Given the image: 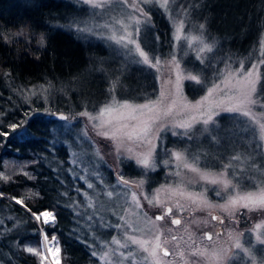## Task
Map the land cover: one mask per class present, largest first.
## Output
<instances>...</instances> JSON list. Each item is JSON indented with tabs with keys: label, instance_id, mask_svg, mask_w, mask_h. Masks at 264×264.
<instances>
[{
	"label": "trees",
	"instance_id": "16d2710c",
	"mask_svg": "<svg viewBox=\"0 0 264 264\" xmlns=\"http://www.w3.org/2000/svg\"><path fill=\"white\" fill-rule=\"evenodd\" d=\"M178 1L184 7L189 3L201 5L189 8V12L192 22L205 24L206 39L216 42L206 64L228 61L229 57L244 59L245 64L264 58L258 50L264 34V0ZM83 14L71 0H0V131L9 133L7 138L0 136V173L11 177L8 181L0 180V192L4 194L0 197V264H40V257L24 251L28 246L39 251L40 225L48 236L55 234L58 238L59 264H82L93 258L83 239L77 240L75 221L68 208L71 176L75 177V164L67 159L74 126H63L58 115L62 113L72 120L76 110L97 106L110 94V84L117 77L120 84L115 95L119 97L144 99L155 87L151 72L144 66V70L130 66L129 74L126 71L121 75L123 67L120 69L121 65L114 60L108 62L106 46L82 38L67 27L69 21ZM153 21L161 39L157 21L165 32L167 24L156 13ZM222 63H215L214 67ZM182 64L194 73L203 67L190 57H184ZM260 73L264 85V65L260 66ZM211 74V70L205 71L204 78ZM41 86L49 88L44 95L40 94ZM205 87L193 81L183 83L188 97L202 93ZM121 90L129 91L117 92ZM134 92L139 95H133ZM24 96L31 99L25 102ZM223 117L220 115L217 120ZM22 122L25 123L20 128ZM14 123L18 125L16 130L10 127ZM169 136L165 146L183 149L185 140ZM223 160L228 163L226 159L219 163ZM25 173L35 179H29ZM12 197L24 199V205L16 204ZM44 209L56 216L55 227L33 219L32 212Z\"/></svg>",
	"mask_w": 264,
	"mask_h": 264
},
{
	"label": "rangeland",
	"instance_id": "374dc122",
	"mask_svg": "<svg viewBox=\"0 0 264 264\" xmlns=\"http://www.w3.org/2000/svg\"><path fill=\"white\" fill-rule=\"evenodd\" d=\"M71 1L74 2L84 14L82 16H76L75 19L69 21L71 27H67L82 38L101 42L109 51L107 58L108 62L113 60L118 62L121 65V69L123 67V57L115 55L113 52V48L115 47L114 44L106 39L98 38L92 35V33L86 31L80 32L79 29L92 28L93 32L103 31L106 35H110L112 31L119 33L121 31L120 26L113 22V18L120 19L127 16L129 13L139 17L140 13L138 11L133 12L130 7L120 3L119 0H112V3L107 6V9L95 10L83 4L82 0ZM131 3L132 0H128V4L130 5ZM181 5L182 4L176 0L172 8H174L176 12H180ZM140 7L145 8V11L149 13L152 25H154L153 13L161 15L167 24V31L165 32L164 26L157 21V25L160 27L159 30L162 32V38L159 44H157L155 40L156 35H158L154 28L155 26L149 27L140 38L142 41L141 47L144 48L145 51L151 49L153 52L160 55L164 63L161 65L159 72H157L155 68L149 69L144 66V68L151 72L155 82L154 89L146 98L134 100L115 95L116 101L123 102L124 100H128L135 104H143L146 102L147 98H151L153 101L159 100L161 93H164L162 107L172 104L173 100L175 101L173 115L165 119L164 122L166 123L188 120L190 116L198 115V110H185L183 105L185 103L196 104L197 101H202L204 109L215 110L220 112V115H224L222 120L218 121L220 124L218 132L220 143L217 144L212 140V135L204 131L203 124L196 123L193 128L195 138L193 140H188L186 137L177 136V138L186 141L183 149L166 146L169 149L168 156H164L161 153L158 159H170L169 165L164 166L160 163L155 172L149 173L151 179L143 185V188H139L136 187V183L141 179L140 172L142 169L137 168L135 159L128 161L124 165H118L117 161L119 156L126 157L130 155L127 153L126 148H132L134 153H144L147 151V146L145 144H138L123 139L124 147L121 148L118 154L116 145L120 143V140L113 141L98 136L96 134V129L93 128V124L97 123V121L89 122L86 117L76 115L85 110L91 112L93 115L98 114L101 106L112 98L111 95L109 94L95 107H82L76 110L72 120H67L62 123L65 127L74 126V132L72 133L73 144L71 145V151L67 157L71 164H75V177L71 176L72 180L69 186L72 190V196L68 208L71 210L73 221H75V227H73L75 236L77 240L83 239L82 241L90 256H92L91 253L93 250L97 251L98 254H102L106 251L110 253L109 257L105 260H101L99 255L92 256V259L82 264H133V260L135 264H153L149 254L142 251L137 245H132L130 241L127 240V237L132 236L138 239L151 240L154 237L157 227L163 230L164 234L162 240L167 239L169 241L167 244L163 245L169 252L168 256L165 257L162 251L159 249L157 250V255L161 264H264V244H261L257 239L258 236L264 239V228H256V225H264V210H256L253 212L241 210L243 214L240 215L238 221L234 222L227 214L223 213L218 208L207 209L201 207L199 210L193 211L196 206L191 204L189 200L179 196H172L171 193L167 191L169 186L171 188H177V186H179V188L186 193H205L207 199L213 204L223 203L229 195L235 194L231 188L229 190H223L222 185L206 184V182L200 178L199 173L192 172L182 166L178 167L177 162L171 159L172 151L185 153L189 163H193L194 158L198 156L200 160L199 163L196 164V167L213 176L218 175L226 164L224 160L220 164V159H226L227 162H231L232 165L229 169V179L232 178V171H236L237 173L243 172L250 177V179L243 182L239 191H257L259 186L264 185V147L260 150H256L254 145L259 143L264 146V141L260 139V137L264 135V132H262L260 128V124H264V108H261L258 104L251 106L252 115L257 121L255 123L247 117L231 119L230 114L223 112L221 109L226 106H231V104L236 102L235 100L229 101L226 96L218 91L212 96H209L207 100H202V98L207 95L208 88L212 85V74L208 75L207 85L203 92L194 97H188L183 88L184 81L190 80H182V86L180 90L177 91L174 84L176 81V74L180 70H175V66L168 63V61L171 60L170 54L173 52V44L177 43L173 40V27L163 10L158 7H148L143 4H141ZM94 12H98L99 15L93 17ZM106 21L111 25L110 29L95 27V25L103 24ZM195 25L196 27L191 30L193 35L199 32L198 25L196 23ZM188 31L189 27L186 26L185 32ZM262 36H264V34H262L261 37ZM260 40L258 47L259 51ZM207 42L210 44L212 43L210 40H207ZM179 43L183 45L184 49L187 48L186 41L182 40ZM209 54H204L206 57L205 60L208 59L207 57ZM176 55L178 59H184V57L196 59L195 52H190L188 56H185L184 51L179 47L176 49ZM98 58L99 57H95L94 59L97 60ZM231 60L234 61L232 67L238 68L241 59L232 58ZM99 61L100 60H98V62ZM224 61L227 62L226 59ZM197 62L199 61L197 60ZM258 62L259 59H255L245 64V71L251 68L252 63ZM99 63V65H102L101 61ZM215 63L217 62L215 61L213 65ZM182 67H184L183 64ZM224 67L225 63L218 66V68L221 69ZM127 74H129L128 71ZM193 74L195 73L193 72ZM168 81H170V83H166ZM128 91L129 90H121L117 92L128 93ZM193 91L194 88L192 87L191 92ZM97 94H99V92H97ZM133 95L138 96L139 93L134 92ZM104 118L110 117L106 113ZM126 122L134 123L131 121ZM157 123H159V121H157ZM103 130L111 131V129ZM167 135L169 136L171 133L169 132L166 136ZM203 135L204 137L202 138L201 136ZM102 143H104L105 147L102 146ZM97 153H99V156ZM101 156L103 159L100 158ZM232 156H239L240 159L232 161ZM253 164H255V166H253ZM119 172L124 174L125 179L134 182L129 187L131 191L137 193L141 208H136L131 202L130 192L126 197L124 194V186L118 185L117 173ZM176 172L180 174L177 176L175 174ZM59 178L63 181L61 177ZM89 184H92L93 187L88 188ZM162 186L164 187L162 188ZM157 189H161V191L157 193ZM205 189H207L206 192ZM213 189L221 191L223 199L218 197ZM108 192L113 193L111 198L107 196ZM146 195L149 197L158 195L163 204L160 207H156L155 205L150 206L144 198ZM177 200L186 207V211L179 212L174 207ZM13 201H15V199H13ZM89 205H91V207H89ZM166 206L173 207V214L169 217H165L163 221H155V214H161ZM45 210L46 209L40 212ZM145 214L152 221H155L154 225L147 224L144 219ZM211 215L224 218V224L221 225L219 221H212ZM120 217H123V219ZM173 217L179 218L181 224L172 225L171 218ZM193 220H195L196 223H193ZM39 222H43V218ZM115 225H120L121 227L116 228ZM40 227L42 228L41 225ZM205 231L212 235L211 241L205 238ZM82 233L85 234L83 235L84 237H81ZM217 233L220 235L218 236ZM230 233L233 239L229 238ZM173 236L177 237V239L172 240ZM237 236L242 244L241 249H235L233 247L235 237ZM51 237V235L48 236L49 241H51ZM113 237L119 240L121 244H127L128 247H118L116 244L112 243ZM42 243L43 235L39 228V250H41ZM104 245H106V247H104ZM198 248L205 252V256L202 257L192 254ZM221 248L228 249V256L230 258L234 253L235 257L232 259H215L213 253ZM249 248L250 251L248 250ZM43 251L45 257L44 261L47 264H57V258L59 257H57L54 247L52 253H48L47 249ZM129 252L134 253V256L124 260L121 253L127 256ZM181 253H183V256L180 255Z\"/></svg>",
	"mask_w": 264,
	"mask_h": 264
},
{
	"label": "snow or ice",
	"instance_id": "6c2138e0",
	"mask_svg": "<svg viewBox=\"0 0 264 264\" xmlns=\"http://www.w3.org/2000/svg\"><path fill=\"white\" fill-rule=\"evenodd\" d=\"M119 2L127 7H130L133 12L138 11L140 16L137 17L129 13L127 16L120 19L113 18V22L120 26L121 31L119 33L112 31L110 35H106L103 31L93 32L92 28L79 29V31L92 33V35L101 39H106L115 45L113 52L116 56L123 57V68L121 69V75H124L130 66H137L138 70H144L142 66H146V68L149 69L155 68L157 72L160 71V67L164 63V60L160 55L156 54L151 49L145 51V49L141 47L142 41L140 39L149 27H154V25L151 23V16L145 11V8L140 7V5L143 4L148 7H158L164 11L166 16H168L169 22L173 27V40L177 42L176 44H173V52L170 54L171 60L168 61L169 64L175 66V70H180L176 74V81L174 84L175 89L177 91L180 90L182 86V80H190L198 85L206 86L207 79L204 78V73L207 70H211L213 74L211 78L212 85L208 88L207 95L203 97L202 100H207L209 96H212L218 91L226 96L229 101H236L235 103L231 104V106H226L221 109L223 112L230 114L231 119L247 117L254 123L257 122L255 117L252 115L251 106L258 104L261 108H264V85L261 84L262 77L260 73V66L264 65V58L260 59L258 63H252L251 68H248L246 71L244 60L239 61L238 68H233L232 64L234 61L231 60V57H229L227 62L223 60L217 61V63H225V67L223 69L214 67L211 61L206 64V57L204 54L213 52V48L216 47V42L214 41L211 44L207 42L205 38L206 28L204 23H200L198 25L199 32L197 34L193 35L191 33V30L195 28L196 25L190 19L192 13L189 12V8L201 7V5L198 3H189L188 7L181 5V11L176 12V10L172 8V5L176 3V0H132L130 5L128 4V0H119ZM82 3L90 6L94 10L107 9V6L112 3V0H82ZM96 15H99V13L94 12L93 17ZM186 26L189 27L188 32H185ZM69 27H71V24ZM95 27L110 29L111 25L106 21L103 24L95 25ZM18 35H22V33H18ZM155 40L157 44H159L160 36L156 35ZM182 40L187 42L186 49H184L183 45L179 43ZM40 44L41 47H43V37L41 38ZM178 47L184 51L185 56H188L190 52H195L196 60H198L200 64L203 65V67L200 68L195 74H193L192 70L188 69L187 67H182L183 58L178 59L176 55V49ZM260 51L261 54L264 55V36H262L260 40ZM5 75L8 74L5 73ZM166 83H170V81ZM119 84V77H117V79L110 84L108 91L112 98L103 106H101L98 114L93 115L91 112L85 110L77 113L76 115L80 117H86L89 122L97 121V123L93 124V128L96 129V134L98 136H102L105 139H111L113 141L120 140V143H117L116 145L118 154L120 153L121 148L124 147L123 139H127L128 141L136 142L138 144H145L147 146V151L144 153H134L132 148H126L127 153L130 155L126 157L119 156L117 161L118 165H124L128 161L135 159L137 168L142 169L140 172L141 179L138 183H136V187L143 188V185L151 179L149 173L155 172L160 163H162L164 166L169 165L170 159H158L161 153L164 156H168L169 154V149L165 146L167 133L170 132L173 137L180 136L186 137L188 140H193L195 138L193 133L194 125L196 123H201L204 125V131L212 135V140L217 144L220 143V139L218 138L220 124L216 119L220 116V112L204 109L202 101H197L196 104L185 103L183 105L185 110H198V115L190 116L188 120H180L178 122L171 121L166 123L164 122L165 119L172 117L173 115V106L175 105L174 100L172 104L162 107L164 93H161L159 100L153 101L151 98H147L146 102L143 104H135L128 100H124L123 102L116 101L115 89ZM258 85H260L259 88ZM49 87H51V85H49ZM41 88L43 89L40 93L41 95H44L49 91V88H43V86H41ZM32 95H37V93L33 92ZM45 98L47 97L45 96ZM30 99L31 97L24 96L25 102H28ZM106 113L110 118H104ZM52 114L56 115L55 113ZM0 115L3 114L0 113ZM58 119L67 121L70 118L61 113L58 115ZM126 121H131L134 123H129ZM157 121H159V123H157ZM24 123L25 122H22L19 127L23 128ZM10 127L12 130H16L18 125L14 123L10 125ZM260 128L262 132H264V124H260ZM103 129H111V131H106ZM0 136L7 138L9 133L0 131ZM260 139L264 141V135H262ZM262 147L264 146L259 143L254 145L256 150H260ZM97 155L99 156V153H97ZM100 158L103 159L102 156ZM171 159H174L177 162L178 167L182 166L183 168H186L192 172L199 173L200 178L204 180L206 184L222 185L223 190H229L231 188L232 191L235 192L234 195H229L223 203L213 204L207 199L205 193H186L185 191L181 190L179 186H177V188H171L170 186L167 188V191H169L172 196L182 197L189 200L191 204L195 205L196 207L193 209V211L199 210L201 207L207 209L218 208L223 213L227 214V216L230 217L232 221L236 222L238 221L240 215L243 214L241 210H246L247 212L264 210V185L259 186L258 190L255 192L239 191L243 182L250 179V177L243 172L237 173L236 171H232V178L229 179V169L232 167L231 162L225 164L224 168L218 175L213 176L210 173L203 172L201 169L196 167V164H198L200 160L198 156L194 158L193 163H189L185 153L172 151ZM239 159V156L231 157L232 161ZM253 166H255V164H253ZM175 174L178 176L180 173L176 172ZM25 175H28L29 179H35V177L31 174L25 173ZM117 177L118 185L124 186L125 196L127 197L130 192L131 202L136 208H141L137 193L131 191L129 187L134 182L125 179L122 172L117 173ZM10 179L11 177L0 173V180L8 181ZM92 187V184L88 185V188ZM163 187L164 186H162V188ZM156 191L159 193L161 189H157ZM206 191L207 189H205V192ZM213 191L216 192L218 197L223 199L221 191H217L216 189H213ZM3 195V193H0V197ZM35 195H39V193H35ZM112 195V192L107 193L109 198H111ZM144 198L147 200L150 206L155 205L156 207H160L163 204L158 195L154 197H149L146 195ZM12 199H15L16 204L22 206L24 205V199H17L15 197H12ZM89 207H91V205H89ZM174 207L179 212H184L187 210L179 200H177ZM172 214L173 207H166L161 214L155 216V221H163L165 217H169ZM32 216L37 222L41 221L43 218L44 225H48L50 227H55L56 225V216L52 211L45 210L39 214L32 212ZM120 218L123 219V217ZM144 219L149 225H154L155 223V221H152L150 218H148L146 214ZM211 220L219 221L221 225L224 224V218L220 216L211 215ZM18 223L21 222L18 221ZM171 223L172 225H180L181 220L179 218H172ZM193 223H196V221L193 220ZM15 226L16 225H14V227ZM115 227L120 228L121 226L115 225ZM256 228H264V225H256ZM40 232L43 235L41 250L38 251L37 248L28 246L24 248V251L40 257V264H44V249H47L48 253H52L54 247L57 257H59L61 249L58 238L55 234L52 235L51 241H49L48 234L44 232L43 228L40 229ZM163 234L162 228L157 227L154 237L151 240L138 239L132 236L127 237V240L130 241L132 245H137L142 251L147 252L149 257L152 258L153 264H161V261L157 255V250L159 249L162 251L165 257L169 255L168 250L163 247V245L167 244L169 241L167 239L162 240ZM204 235L209 241L212 240L211 234L205 233ZM217 235L219 236L220 234L217 233ZM229 238L233 239L231 233L229 234ZM176 239L177 237H172V240ZM257 239L261 244H264V239H261L260 236H258ZM112 243L121 248L128 247L127 244H121V242L115 237H113ZM104 247H106V245H104ZM233 247L235 249L242 248V244L238 236L235 237V243ZM248 250L250 251V248ZM91 254L92 256L99 255L101 260L107 259L110 255V253L107 251L103 252L102 254H98L95 250H93ZM192 254L202 257L205 256V252L199 248L196 249ZM121 255L123 256L124 260H127L130 257H133L134 253L129 252L127 256H124V254L121 253ZM180 255L183 256V253ZM213 257L215 259H232L235 257V253L230 258L228 256V249L221 248L217 252L213 253ZM57 264H59V258H57ZM133 264H135L134 260Z\"/></svg>",
	"mask_w": 264,
	"mask_h": 264
},
{
	"label": "water",
	"instance_id": "95a60500",
	"mask_svg": "<svg viewBox=\"0 0 264 264\" xmlns=\"http://www.w3.org/2000/svg\"><path fill=\"white\" fill-rule=\"evenodd\" d=\"M166 207H167V206H166ZM166 207H165V208H166ZM155 215H158V214H155ZM173 218H175V217H173ZM171 220H172V218H171ZM205 233H208V232H207V231H205V232H204V234H205Z\"/></svg>",
	"mask_w": 264,
	"mask_h": 264
}]
</instances>
